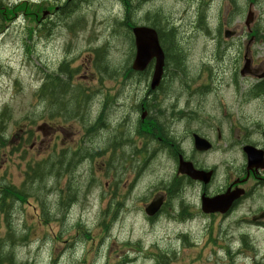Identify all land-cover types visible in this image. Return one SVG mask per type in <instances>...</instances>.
Instances as JSON below:
<instances>
[{"label": "flooded vegetation", "instance_id": "obj_1", "mask_svg": "<svg viewBox=\"0 0 264 264\" xmlns=\"http://www.w3.org/2000/svg\"><path fill=\"white\" fill-rule=\"evenodd\" d=\"M82 1L74 0L66 5L67 19L74 17ZM108 1L116 6L113 1ZM114 1L121 8L128 7L123 11L125 19L129 17V7L135 12L137 7L142 9L150 3L145 0ZM187 1L202 7L216 2L182 0ZM63 2L57 5L56 0H49L46 2L48 9L39 15L37 8L33 17L39 29L37 33L43 37L49 35L61 43L63 50L70 46L69 50L74 54V42L69 39L68 30L77 29L75 22L64 20L68 30L57 31V26L45 30L43 27L46 21L54 19L56 22L53 15L62 8ZM162 20L155 15L153 22ZM161 26L162 35L169 44L178 41L175 31H166L165 24ZM159 36L164 52L166 44L161 33ZM135 39L132 33L130 41L134 43ZM42 53L56 64L54 69L47 64L44 68L42 65L36 68L34 103L37 100L51 101L56 93L65 97L58 99L60 101L70 99L76 81L99 85L103 80L96 71L103 67V63L97 67L98 61L104 58L99 52L89 53L91 63L86 65L79 64L78 60L74 61L53 46L44 45ZM182 58L177 57L178 62L167 64L165 72L173 70L177 63L184 66L185 59ZM67 59L75 62L70 72H64L62 68L67 65ZM92 65L95 72L89 71ZM220 68L225 67L215 66L207 85L200 89L202 80L192 79L196 84L194 93L189 91L185 81L166 78V75L163 85L153 91L149 88V80L137 75L135 81L145 86L134 88L132 99L139 106L132 109L128 102L117 101L112 110L113 105L100 107L97 103L101 110L91 129L85 108L92 103L89 99L93 96L84 89V97L77 94L80 96L77 112L75 107H68L70 104H63L64 113L80 115L88 132L98 125L94 141L83 145L78 142V150L73 145V125L64 117L59 120L54 109L52 118L41 123L48 129L37 134L34 132L38 145L35 154L39 161L32 170L33 178L30 171H25L27 185L38 186L46 182L44 189L50 200V218L62 224L67 232L73 220L74 200H78V205L88 200L90 205L98 206L100 228L112 222L126 223L131 216L129 224L133 229L146 226L164 232L167 241L163 254L156 256L158 260H178L180 246H184L187 240L193 242L197 239L203 240L211 249L216 245L224 249L230 247L227 252L232 259H247L246 248L241 251L233 248L234 241L242 245L246 235L235 238L233 232L235 229L248 230L251 224L261 231V244L264 245V64L253 61L245 71L251 78L227 81L231 87L227 104L219 99L224 84ZM172 86L178 95L168 92ZM212 100L214 103L210 104ZM112 112L115 114L113 119ZM189 114L192 115L190 129L184 122V117ZM47 131L50 132L48 136ZM5 134L0 201H3L1 198L22 200L26 197L22 186L25 177H18L15 165L9 162L10 156L16 155L21 139L16 136L13 126H8ZM49 152L50 156H47ZM92 176H97L98 190L95 195L88 196L79 188ZM149 205L155 206L147 215L145 209ZM10 210L5 208L7 215ZM133 248L136 250L137 247ZM1 255L5 256L3 249ZM259 260L256 264H264L262 253Z\"/></svg>", "mask_w": 264, "mask_h": 264}, {"label": "rangeland", "instance_id": "obj_2", "mask_svg": "<svg viewBox=\"0 0 264 264\" xmlns=\"http://www.w3.org/2000/svg\"><path fill=\"white\" fill-rule=\"evenodd\" d=\"M49 0H2L3 6H16L19 3H23L20 6L26 7L28 3L33 5L31 11H36L39 8V15L43 14V11L48 9ZM74 1V0H73ZM62 0V8L54 13V19L48 25V28L45 30H51L57 26L58 28L67 29V26L64 24V20L75 22L77 24V29L69 32V39L73 42H76L75 50L79 55L83 56L82 59L78 60L79 64L84 63V65L91 63L90 54L99 52L103 55L104 58L98 61L97 67L99 64L103 63L101 71L96 70L100 77L103 79L99 85L94 84L93 82H81L77 86H74L72 97L70 99H65L60 101L58 99L65 98L62 97L59 93H56L55 97L51 101H38L33 105L31 103V95L35 89V66L39 65L44 66L47 64L49 68H55V61L51 60L48 55L42 53L43 46H53L61 51L62 54H65L69 57H72L75 61V54H71L69 47L66 50H63L61 43L52 39L49 35L42 36L41 34L32 32V24L23 21L21 17L25 14V10L20 7L13 12H8L9 9H4V14H7V20L13 18L16 19V22L10 26L13 29V33L9 31L0 36V113L2 109L11 107V111L0 115V134H4V131L9 125H12L16 129V136L21 139L20 145L17 150L15 144V149L17 150L16 155L10 156L9 162H13L15 165V174L18 177H25L24 183L22 186L25 192V198L23 200V205L21 206L20 201L17 199L16 204L13 205L11 209V220L8 221V230L9 236L6 241V224L2 220L0 214V264H84L83 251L85 244H78L79 241L76 240L73 243L77 244L80 248L75 249L72 253H67L61 260L52 263L50 259V248H57L58 242L55 244L52 243L51 238L54 233L57 232V228L54 226L53 222L50 220L46 221L45 218L41 216L40 222L37 220V205L33 199H39V197L45 199L48 197L47 192L44 189L46 182L39 184L38 186L30 184L27 185V172H31L35 167L36 162H38V156L35 154V148L38 145L35 144V136L31 135L32 132L41 133L44 130L48 129L41 125L43 121H47L52 118L51 113L54 109L57 110L59 120H62L63 117L67 119L71 125H73L74 132V148L78 150V142L83 145L84 143H89L93 141V131H89L83 126L80 121V115L72 113L63 112V104H70L68 107L71 109L72 106L75 107V112L78 109V96L84 97L83 90L94 97V99L88 107L85 108L86 116L88 118V123L90 129L93 126L94 120L97 115V103L100 104L102 101L103 106L109 105L112 96L116 95L118 100L122 102H128L132 109L138 107L135 105L132 96H135L134 88L144 87L142 84L135 81L137 75L141 76V73H135V71L130 67L131 61L133 62L135 57V45L130 41L132 36L133 27L142 26V27H154L157 32L161 33L163 42L166 44L164 50L165 54V63H176L177 57H184L185 64L177 63L176 68L181 71L179 78L180 81H185L186 85L190 88L191 93L196 92V84L192 79H201L202 82L199 83V88L206 86L208 83L209 77L203 73L205 71V66L203 62L205 61L204 51L206 49L207 39L197 37L195 28H193V23L184 22L179 20V11L180 7H175L167 1H161L160 4L155 3L156 0H145L150 2L145 4L142 9H138L135 12H131L132 7H129V17L125 19L123 15L124 9H127V6L121 8L118 2L113 1L114 5L111 6L108 0H99L94 2V0H83L81 6H79L75 12L74 17L67 19V14L65 13L66 5L73 2ZM173 3H180L182 0H171ZM57 5L60 3V0H56ZM188 1L185 2L182 10L185 9ZM118 5V6H117ZM95 10H97L95 12ZM241 12V8H237L236 13H231L228 15V22H233L232 27L238 26L240 22L238 21V14ZM158 18L161 17L162 22H153L154 16ZM14 19V20H15ZM6 19L4 21H7ZM13 20V21H14ZM225 20V18H223ZM12 21V22H13ZM219 19H211L208 21V27L211 32H217L219 26L224 25L225 21ZM9 22V21H8ZM11 24V23H10ZM7 24V25H10ZM162 24H165L166 31H175L177 33L178 41L169 44L162 35ZM6 25V24H5ZM6 25V26H7ZM71 25V24H69ZM17 30L23 32L27 31V35L22 33L21 36L24 38V43L14 44L11 42V39L6 40V36L9 35L10 38H13L18 35ZM122 28V29H121ZM10 30V29H9ZM122 30V31H121ZM222 30V29H220ZM38 31V30H37ZM39 35V37H38ZM36 37V38H35ZM41 43V44H39ZM37 50V54L35 53ZM203 53V54H202ZM96 54V53H95ZM202 54V55H201ZM182 55V56H181ZM9 59L12 60L10 63L11 70L13 67L17 70L16 76L19 81L16 82L17 87L11 90L12 80L15 73L12 72V76L9 78L8 74L4 72V66L8 63ZM183 59V58H182ZM86 60V61H84ZM71 59L65 60L67 65H62L64 72L72 71L74 67V62ZM82 66V65H81ZM83 67V66H82ZM167 69V67H166ZM90 72H95L93 65L89 66ZM166 71V70H165ZM79 73V72H77ZM174 70H170L169 74L172 75ZM166 78L168 73L165 72ZM151 76V70H148L142 74L141 77H145L146 80H149ZM97 75L92 78L95 80ZM183 78V79H182ZM90 91L92 93H90ZM170 94L176 93L178 95L177 89L175 87H170L168 89ZM34 100V99H33ZM89 103V101H87ZM212 101L210 102V104ZM101 107V105H100ZM114 110V109H112ZM112 119L115 117L114 112L111 113ZM152 117V116H151ZM192 115L186 118L184 117L185 126L190 129L191 127ZM72 122V123H71ZM46 132V131H45ZM50 132L47 131V136ZM25 138V139H24ZM24 139V140H22ZM94 146V143L92 144ZM4 153V151L2 152ZM1 153V154H2ZM47 156H50V152ZM28 199V202L26 203ZM7 204V202H6ZM79 209L75 208L74 213L77 214ZM96 208L90 213L91 215L85 218V225L88 231L93 230L94 227V217L93 213L96 212ZM45 224L50 225L49 233H45L42 226ZM133 232V231H132ZM42 233H45L48 239V245L45 249L38 250L39 248V238ZM84 234V230L81 231ZM88 234V233H87ZM113 237L121 242L126 237H130L129 231H124L121 234L112 233ZM134 236V234H133ZM253 239L257 240V244H253L252 248L255 251L256 259L259 260L262 253V259L264 261V246H261L260 237L253 235ZM25 240V241H24ZM61 240V239H60ZM150 241V240H149ZM225 244V243H224ZM5 245V246H3ZM60 246V244L58 243ZM90 245V241L89 244ZM188 246L197 252L199 255L197 257H186L183 259V264H252L254 263L250 259L243 260L242 258H231L227 249H224L221 245H216L213 249L207 248V245L201 239L194 240L190 242ZM4 252V257H2L1 252ZM65 248L61 249L64 250ZM117 253V249H113L111 257L113 259V264L118 262V258L114 255ZM104 254L107 257V248L104 245L101 248V255ZM136 257L135 259L139 258ZM233 261V263H231ZM135 264H142L137 263ZM144 264H151L146 262ZM255 264V263H254Z\"/></svg>", "mask_w": 264, "mask_h": 264}, {"label": "water", "instance_id": "obj_3", "mask_svg": "<svg viewBox=\"0 0 264 264\" xmlns=\"http://www.w3.org/2000/svg\"><path fill=\"white\" fill-rule=\"evenodd\" d=\"M142 31V34H139L138 37L136 38V46H137V50H138V53H137V67L136 69H142V66L141 64L144 63V62H147V60L151 57H155L157 59V64H156V69H155V72H154V84L153 85H156L158 80L160 79L161 77V74H162V67H163V57H162V54H160L158 48H157V45L156 43L152 42L150 39H147L149 42L147 44V47L148 49L150 48L151 49V52L150 50H147V51H141L140 48H139V43H138V39L144 37V36H149L150 35V38L152 36L153 38V41L155 39L154 35H153V32L152 31H148V30H143V29H138V31Z\"/></svg>", "mask_w": 264, "mask_h": 264}, {"label": "bare ground", "instance_id": "obj_4", "mask_svg": "<svg viewBox=\"0 0 264 264\" xmlns=\"http://www.w3.org/2000/svg\"><path fill=\"white\" fill-rule=\"evenodd\" d=\"M133 33V35L137 38L138 37V35L139 34H142V31L140 30V31H138V30H135V31H133L132 32ZM203 51H204V49H202ZM203 54V53H202ZM201 54V55H202ZM173 70H174V73L172 74V75H170L169 74V72H167L168 73V78H173V79H177V78H179L180 76H181V71L178 69V68H173ZM183 74H184V72H183ZM23 200L24 199H22L21 201L23 202ZM11 214H12V212H11V210H10V213L8 214V221H10L11 220ZM78 230L81 232L83 229H80V228H78Z\"/></svg>", "mask_w": 264, "mask_h": 264}]
</instances>
